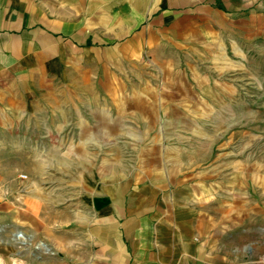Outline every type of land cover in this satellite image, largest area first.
Here are the masks:
<instances>
[{
  "label": "crops",
  "instance_id": "1",
  "mask_svg": "<svg viewBox=\"0 0 264 264\" xmlns=\"http://www.w3.org/2000/svg\"><path fill=\"white\" fill-rule=\"evenodd\" d=\"M263 6L264 0H0V132L10 135L14 128H27L46 101L49 110L61 117L51 130L61 129L60 134L66 128L71 134L67 145L70 139L76 142L70 117L78 133L92 128L103 138L93 145L82 141L89 156L98 158V167L94 172L85 167L82 191L68 190L65 204L49 199L60 190L36 188L24 197L16 222H11L14 209L7 211L8 204H0V222L30 232L46 250L21 253L17 248L15 255L7 242L0 246L1 263L242 264L232 261L227 251L221 253L210 237L218 230L219 212L229 205L219 204V197L234 192L204 188L197 171L194 184L186 176L175 180L155 175V167H149L146 175L106 172V126L113 114L108 101L117 111L126 100L145 118L139 100L154 88L156 76L162 75L167 90L180 88L181 77L188 80L186 70L193 66L184 65L179 57L189 53L190 46L184 49L186 40L196 33L214 38L217 66L228 73L234 63L236 27L247 37L264 39ZM221 82L226 86L221 100L234 102L233 84L229 93L228 79ZM162 95L160 99L191 100L184 92ZM192 100L198 101L193 95ZM60 101L66 102L67 112ZM183 108L177 117L188 115ZM153 111L159 116L156 108ZM159 118L144 128H158L157 122L163 128L165 119ZM178 133L174 145L162 148L164 157L177 151L184 166L202 167L213 159L224 162L217 160L222 155L216 151L214 156L215 142L209 143L206 150L211 151L205 157L200 153L193 164L187 162L193 145L203 148V143H187V136ZM117 147V140L109 147L116 156ZM58 154L64 156L63 151ZM66 158L68 164L74 163ZM160 162L152 158L149 165ZM76 196L93 200L76 202L71 199ZM225 224L231 230L235 220ZM249 261L246 264H252Z\"/></svg>",
  "mask_w": 264,
  "mask_h": 264
},
{
  "label": "rangeland",
  "instance_id": "2",
  "mask_svg": "<svg viewBox=\"0 0 264 264\" xmlns=\"http://www.w3.org/2000/svg\"><path fill=\"white\" fill-rule=\"evenodd\" d=\"M212 41L214 38L205 32L201 36L196 33L187 38L184 49L188 51L189 46L191 49L189 53L180 54L179 58L185 62L184 65L188 63L193 66L186 70L188 80H182L181 77L177 82L180 88L167 90L162 75L156 76L154 88L150 87L146 96L142 95L139 100L143 102L145 118L142 119L137 114L138 109L126 100L122 101L117 111L108 101V110L110 108L113 114L107 119L106 126V172L118 169L123 175L125 172L146 175L149 167H155V171H152L155 175L171 176L175 180L186 176L194 184L192 178L197 171L199 178L202 177L204 188L234 192L235 195L219 197V204L229 205L225 206L226 211L219 212L218 230L214 229L217 232L213 230L210 236L212 242L220 246L221 253L227 251L232 261L246 264L253 260L252 264H264V39L247 37L236 27L235 41L232 43L234 63L228 73H221L222 69L217 66L218 56L212 53ZM172 56L177 54L173 53ZM226 79L229 81V93L230 85L233 84L234 102L221 100L220 92L226 89L221 81ZM167 92H184L188 97L191 96V100L160 99L164 93L167 96ZM192 95L198 101L192 100ZM200 95H203L201 101ZM59 103L67 112L66 102ZM161 103L165 105L163 108L160 107ZM43 104L38 118L31 120L27 128H14L10 135L0 132V204H8L5 206L7 211L14 209L12 214L15 220L11 222H16L18 208L22 207L24 197L31 195L32 190H60L59 193L50 194L49 199L65 204L70 199L66 193L68 190H75L76 193L82 191L81 178L85 167L89 172H94L98 167L95 164L98 158L94 159L92 154L89 156L88 149L82 144V141L92 145L103 141L98 131L92 128L84 131L82 128V132L78 133L77 124L70 117L71 124L76 128V142L73 144L70 139L67 145L68 138H71L70 132L67 135L66 128L60 134L57 131L61 129L51 130L61 117L57 118L52 109L49 110L46 101ZM183 106L188 115L177 117ZM154 108L166 123L163 128L159 122L156 124L158 128H144L146 122L152 125L154 121L160 120ZM189 109L194 111L189 112ZM23 131L27 132L26 139ZM178 132L187 136V143H203V148L200 145L194 149L193 145L187 153V162L193 164L200 153L202 157H205V153L209 154L210 147L206 149L210 142H215L214 156L216 151L217 155H222L217 160L224 159V162H215L213 159L202 167L189 163L184 166L177 151L164 157L160 154L162 148L174 145L180 137ZM116 140L117 156L114 149H109ZM93 149L91 147L92 153ZM60 151H63L64 156L58 154ZM67 156L71 161L74 159V163L68 164ZM89 157L91 163L87 164ZM227 157L230 160L225 161ZM152 158L161 160L160 164L150 166ZM201 184L199 180V187ZM71 199L76 202L93 200L92 197L79 196ZM231 220H235V225L230 230L225 223ZM7 223L0 222V246H7L6 243L10 242L9 245L16 250L15 255L18 251L22 253L30 248L37 252L46 251L35 242L30 232L21 231ZM2 224H5V229H1Z\"/></svg>",
  "mask_w": 264,
  "mask_h": 264
},
{
  "label": "built area",
  "instance_id": "3",
  "mask_svg": "<svg viewBox=\"0 0 264 264\" xmlns=\"http://www.w3.org/2000/svg\"><path fill=\"white\" fill-rule=\"evenodd\" d=\"M1 229H2V227H1ZM20 235H21V233H19Z\"/></svg>",
  "mask_w": 264,
  "mask_h": 264
}]
</instances>
